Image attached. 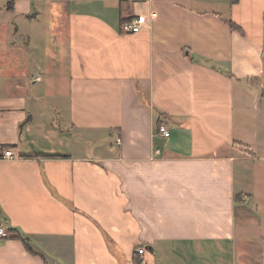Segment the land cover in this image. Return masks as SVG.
<instances>
[{"label":"crops","instance_id":"obj_1","mask_svg":"<svg viewBox=\"0 0 264 264\" xmlns=\"http://www.w3.org/2000/svg\"><path fill=\"white\" fill-rule=\"evenodd\" d=\"M263 92L264 0H0V264H262Z\"/></svg>","mask_w":264,"mask_h":264},{"label":"rangeland","instance_id":"obj_2","mask_svg":"<svg viewBox=\"0 0 264 264\" xmlns=\"http://www.w3.org/2000/svg\"><path fill=\"white\" fill-rule=\"evenodd\" d=\"M261 127H264V124H261ZM260 132H261V134L264 135V129L263 128L260 129ZM259 148H260V152H261L259 157L262 159V162H261L262 164H259L260 168H258L255 171L256 176L254 177L255 180H254L253 184H254L256 198L254 200L255 203L253 206V209H254L253 211L259 215V218L261 220V226H262L263 231H264V139L262 141H260ZM257 244L258 245H256V246L261 250L263 249V251H264V239H261ZM263 251H262V254L264 255ZM262 264H264V258H263Z\"/></svg>","mask_w":264,"mask_h":264},{"label":"built area","instance_id":"obj_3","mask_svg":"<svg viewBox=\"0 0 264 264\" xmlns=\"http://www.w3.org/2000/svg\"><path fill=\"white\" fill-rule=\"evenodd\" d=\"M155 16V15H153ZM144 20L141 18V17H135V18H132L128 21H124L121 26H120V31L122 33H138L140 31L143 30V27H144ZM159 132L160 134L165 137V138H169L171 136V132L169 130V128L165 125H161L159 127ZM4 157L6 158H14V152L13 150L9 149V150H6L5 153H4ZM7 232L5 230L4 227H0V236H7ZM146 251L145 248H142L139 250V253L140 254H144ZM142 264H146V261L145 259L142 260Z\"/></svg>","mask_w":264,"mask_h":264},{"label":"trees","instance_id":"obj_4","mask_svg":"<svg viewBox=\"0 0 264 264\" xmlns=\"http://www.w3.org/2000/svg\"><path fill=\"white\" fill-rule=\"evenodd\" d=\"M130 20V19H129ZM128 21V20H127ZM228 25L233 28V29H236V30H241L239 26H237L233 21H228ZM263 98H264V92L262 94ZM234 146L241 150V151H245L247 154H250V155H253L254 154V151L251 149L250 146L244 144V143H240V142H234ZM18 238H20L26 245H27V248L28 250H32L29 246V243L28 241L26 240V238H24L21 234H18L17 236ZM33 252V251H31ZM138 264H141L140 262H138Z\"/></svg>","mask_w":264,"mask_h":264},{"label":"water","instance_id":"obj_5","mask_svg":"<svg viewBox=\"0 0 264 264\" xmlns=\"http://www.w3.org/2000/svg\"><path fill=\"white\" fill-rule=\"evenodd\" d=\"M31 119H32V116L30 115V116L28 117L27 121H28V120H31Z\"/></svg>","mask_w":264,"mask_h":264}]
</instances>
